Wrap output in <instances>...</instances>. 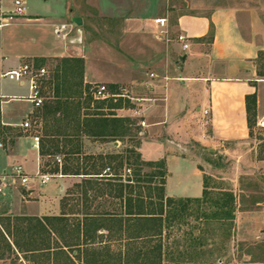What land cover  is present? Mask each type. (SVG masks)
Returning a JSON list of instances; mask_svg holds the SVG:
<instances>
[{
  "label": "crops",
  "instance_id": "0c3cea01",
  "mask_svg": "<svg viewBox=\"0 0 264 264\" xmlns=\"http://www.w3.org/2000/svg\"><path fill=\"white\" fill-rule=\"evenodd\" d=\"M149 1L147 10H151L156 16L152 19H143L148 14L131 10L116 14L125 17L127 22L125 33L130 31L131 34L133 31L131 29L140 24L143 31L149 25L154 31L156 28L166 31L169 25L168 15H155V10H159L158 1ZM99 5V10L103 13L104 8ZM71 17L73 21L75 16L71 15ZM153 20L158 24H154ZM158 20H164V25ZM59 23L69 24L71 30L68 40L62 45L57 40L50 41L46 29L48 27L54 29ZM32 25L42 27L40 30H46V33H36ZM173 27L178 35L185 34L188 37L190 44L188 50L184 51L176 39H168L164 45L152 42L151 45H146L152 53L149 60L140 64L131 56L129 61L118 56L114 61L102 62L106 67H101L98 76L85 59L81 44L83 33L76 34L72 22L58 21L38 12L27 11L25 17L17 18L1 28L0 96L3 97H0V135L2 126H8L11 130L5 133L10 153L6 155L4 150H0V171L18 166L24 173L33 175L40 171L42 161L39 148L34 145V135L27 133V129L21 126L26 120L33 121L37 108L31 105L20 119L11 117L10 103L19 100V95L14 93V84H12L14 81L1 77V74L16 68L27 59L75 56L85 59V83L99 81L103 84H117L121 92L131 98L133 107L119 108L115 113L118 116L138 119L139 122L145 121L143 127L145 137L141 139L138 150L145 160L165 159L168 170L165 184L167 196L200 197L203 192L204 174L224 180L225 177H217L213 173L218 168L220 160L225 158L240 160L244 156L245 146L250 138L246 96L256 93L257 112L259 113L261 109L260 90L264 75L260 76L258 71L260 54L264 53V14L259 7L221 5L208 14H179L174 20ZM122 45L123 43L120 42L121 47ZM129 47L136 48L132 44ZM182 57H185L184 61H181ZM139 65L148 67L141 71ZM150 73H154L155 76L150 77ZM141 92L143 95H140ZM24 94L22 100L28 101L26 100L29 94L28 88ZM14 133L20 135L14 136ZM11 139L14 141L13 144L10 143ZM145 140L151 141V145L158 148L156 155L153 152L152 157L145 158L142 154L141 145ZM81 142L86 154L118 150L124 143L118 140L101 142L87 136H82ZM203 150L210 155L207 161H202ZM187 160H190L192 167L188 174L182 176L200 179L198 189L196 185L197 193L192 196L187 195L191 187L181 184L175 189L180 195L172 194L170 182L173 172L170 163ZM81 179V176L64 175L54 179V186L49 187L46 184L34 189L42 190L45 195L52 196L51 198L56 200L55 205L59 213L61 198ZM233 187L230 189L236 196V210L233 221V244L229 251L230 259L232 264H254L255 262H249L251 254L240 247L264 242V200L250 201L249 205H246L245 201L248 200L242 198V190L237 189L235 185ZM28 191L34 193L32 190ZM27 204L29 201L26 200L20 186L9 188L0 194V217L52 215L41 211L26 212L25 208L31 210L34 207ZM16 255L22 259L27 258L17 252L0 261H7L11 256ZM241 256L248 257V260L244 259L246 263H242ZM219 261L223 263V260ZM193 264H216V262L211 255L209 260L194 261Z\"/></svg>",
  "mask_w": 264,
  "mask_h": 264
},
{
  "label": "trees",
  "instance_id": "16d2710c",
  "mask_svg": "<svg viewBox=\"0 0 264 264\" xmlns=\"http://www.w3.org/2000/svg\"><path fill=\"white\" fill-rule=\"evenodd\" d=\"M34 59L49 71L42 79L44 103L33 118L36 130L41 132V160L47 158L41 163V171L82 179L61 198L58 214L0 217V259L18 252L32 264L203 261V249L213 240L207 232L189 235L174 248L170 229L181 223L191 204H196L209 208L202 210L199 220L222 222L233 231L236 210L233 190L213 185V176L204 174L200 197L167 196L165 159H143L138 150L139 120L115 113L116 109L134 106L122 96L119 85L105 84L110 95L95 99L92 84L84 81L83 57L53 58L56 64L52 67L44 57ZM258 74L264 75L261 68ZM246 109L251 135L257 114L256 93L246 96ZM9 130L8 126L1 127L3 144L8 143L5 133ZM82 136L101 142L128 141L129 146L86 154ZM13 142L11 139L10 143ZM57 156L62 159L61 165L56 162ZM208 253L213 255V250Z\"/></svg>",
  "mask_w": 264,
  "mask_h": 264
},
{
  "label": "rangeland",
  "instance_id": "374dc122",
  "mask_svg": "<svg viewBox=\"0 0 264 264\" xmlns=\"http://www.w3.org/2000/svg\"><path fill=\"white\" fill-rule=\"evenodd\" d=\"M159 4V10H155V15H168L169 25L166 31L161 28H156V31L149 25L145 31L141 30L142 26L135 25L131 30L132 33H125L126 28L125 17L116 16L119 12L125 10H131L132 12H140L148 14L143 19H152L156 17L152 14L151 10H147L149 0H25V5L28 12H38L42 15L50 17L58 21H69L75 26L76 34L83 33L82 46L84 48L85 59L89 63L88 66L94 70V73H101V67L105 68L106 60H116V57L129 61V57H133L138 63H143L149 60L152 55L146 45H151L152 42L160 43L164 45L168 39L177 40L178 33L173 27L174 20L179 14L191 13V14H208L212 9L221 5H233L236 7H259L262 14H264V0H157ZM99 4L104 8L103 13L99 10ZM151 13V14H150ZM71 15L82 18V25L78 26L71 21ZM153 15V16H152ZM30 17V16H29ZM33 17V16H31ZM154 24L155 21L153 20ZM32 29L35 32H44L46 30L32 25ZM49 32V40H57L60 45L63 44V40L57 38L52 32V27L46 28ZM120 42L123 43L122 47ZM136 46V48H130L129 46ZM162 49V48H161ZM159 50V49H158ZM84 59V60H85ZM46 64L52 67L56 64L53 58H47ZM141 66V65H139ZM47 67V66H46ZM148 66H141L140 70H146ZM150 67V66H149ZM48 68V67H47ZM151 69L153 67H150ZM149 68V69H150ZM260 68L264 73V53L260 55ZM9 80V79H8ZM97 80V78H96ZM13 82V81H11ZM98 83H100L98 81ZM14 84V93L19 95V100L12 101L10 103L9 114L15 119H20L26 114L28 107L33 104L29 101L22 100V96L25 95L26 86H20L16 82ZM107 84V83H106ZM143 95V92L140 93ZM261 109L256 114L255 123L251 129V135L248 143L245 146L244 156L240 160L238 159H224L220 160L218 168L214 170V175L217 177H225L224 180L217 179L215 177L213 185L223 186L226 188L236 186L237 189L242 190L241 196L248 203L255 200H264V126L259 125L264 115V82L261 83L260 90ZM31 127L27 129V133L31 135L39 134L41 138V132L36 130L35 121H30ZM141 127V134H138L137 140L141 141L145 137L143 127ZM7 143V142H6ZM8 144V143H7ZM2 143V149L6 152V155L10 153L9 145ZM124 146H129L128 141L123 143ZM153 147V148H152ZM142 154L145 158L152 157L153 152L158 151L157 147L151 145V141L145 140L141 145ZM202 161L210 159V155L206 150L202 151ZM44 160H47L45 158ZM43 160V161H44ZM41 161V163H43ZM205 164V162H203ZM192 167L190 160L181 161L180 163H170V169L173 172V176L170 182V193L180 195V192L175 189L181 184L188 185L191 190L187 192V195H195L198 189V182L200 179L192 178L191 176L182 175L188 174L189 169ZM41 168V167H40ZM57 179V178H54ZM54 186V180L48 183V186ZM197 185V189H196ZM234 188V187H233ZM20 190L24 192L25 198L29 201L27 204L33 207L31 210L25 208L26 212H38L41 211L45 214L58 213L55 205L56 200L50 196L45 195L42 190L34 189V193L31 194L25 187H20ZM30 195V196H28ZM24 200V199H23ZM39 207V208H38ZM38 208V209H37ZM209 209L207 205L199 207L196 204H191L189 208L184 212L181 218V223L171 227V242L174 248H178L181 244V240L191 236H198L203 231L209 234L212 241H209L202 253V260L210 259L209 250H213V260L216 264H232L229 251L232 248V234L233 231H229L228 227L222 223L214 221L212 223H206L199 220L202 215V210ZM206 238V237H205ZM180 242V244H179ZM243 251L249 252L251 257L249 262H255L254 264H264V242H257L255 244L242 245L240 247ZM242 257V256H241ZM248 257L240 258L242 263H246L245 260ZM223 260V263L218 262ZM30 263L31 260L19 255L11 256L7 261H0V264H24Z\"/></svg>",
  "mask_w": 264,
  "mask_h": 264
},
{
  "label": "built area",
  "instance_id": "2783aa9c",
  "mask_svg": "<svg viewBox=\"0 0 264 264\" xmlns=\"http://www.w3.org/2000/svg\"><path fill=\"white\" fill-rule=\"evenodd\" d=\"M27 15V7L25 5V0H0V29L4 26L9 25L15 19L25 17ZM158 22L164 25V20ZM54 34L63 41H67L71 30L67 23H59L54 26ZM177 41L181 44L184 51L188 50L190 44L188 42V37L185 34H179L177 36ZM49 71L46 66H40L37 64L35 59H27L19 64L16 68L8 70L7 72L1 74V77H6L10 81H14L20 86H27L29 94L26 100L33 104L34 108H39L44 103V96L42 94V79L48 75ZM154 73H150V77H154ZM93 86V97L95 99H105L110 94L107 90L105 84L90 83ZM122 96L131 98L122 93ZM1 98L3 96H0ZM207 110L205 111V114ZM264 126V115L261 121L258 123ZM140 125L145 126V121H141ZM21 126L25 129H29L32 125L30 120L24 121ZM142 132H140L141 134ZM34 145L39 148L40 136H33ZM2 149V141H0V150ZM56 162L61 165L62 159L60 156L56 157ZM64 175L61 172L50 173L38 171L33 175L24 173L20 167L14 166L10 170L0 171V194H3L5 190L20 186L25 187L27 190H33L36 187H41L48 184L54 178H61ZM30 264V263H24Z\"/></svg>",
  "mask_w": 264,
  "mask_h": 264
},
{
  "label": "water",
  "instance_id": "95a60500",
  "mask_svg": "<svg viewBox=\"0 0 264 264\" xmlns=\"http://www.w3.org/2000/svg\"><path fill=\"white\" fill-rule=\"evenodd\" d=\"M73 22H74L76 25L81 26L83 21H82V18H81V17L75 16V17L73 18ZM184 60H185V57H182V58H181V61H184Z\"/></svg>",
  "mask_w": 264,
  "mask_h": 264
}]
</instances>
